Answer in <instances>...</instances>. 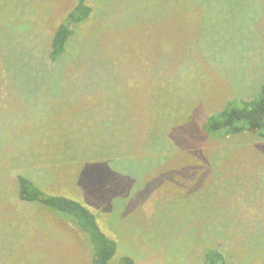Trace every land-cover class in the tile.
Wrapping results in <instances>:
<instances>
[{"label": "rangeland", "instance_id": "1", "mask_svg": "<svg viewBox=\"0 0 264 264\" xmlns=\"http://www.w3.org/2000/svg\"><path fill=\"white\" fill-rule=\"evenodd\" d=\"M0 0V264H92L19 176L90 209L135 264H264V139L203 124L264 85V0Z\"/></svg>", "mask_w": 264, "mask_h": 264}, {"label": "trees", "instance_id": "2", "mask_svg": "<svg viewBox=\"0 0 264 264\" xmlns=\"http://www.w3.org/2000/svg\"><path fill=\"white\" fill-rule=\"evenodd\" d=\"M55 31L50 58L57 61L65 52L69 37L79 23L88 19L91 8L79 0ZM203 133L211 137H224L252 132L264 139V85L253 100L233 98L226 107L208 117L202 126ZM20 196L23 201L38 202L69 218L80 231L88 236L93 246L92 264H110L117 254V243L106 235L95 214L79 201L69 197L47 195L32 180L19 176ZM119 264H135L129 256H123ZM204 264H227L224 254L217 249L205 252Z\"/></svg>", "mask_w": 264, "mask_h": 264}]
</instances>
